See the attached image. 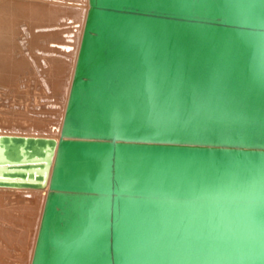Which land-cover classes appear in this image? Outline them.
Segmentation results:
<instances>
[{"label":"water","instance_id":"1","mask_svg":"<svg viewBox=\"0 0 264 264\" xmlns=\"http://www.w3.org/2000/svg\"><path fill=\"white\" fill-rule=\"evenodd\" d=\"M56 146L31 264H264V0H89L59 142L0 137V183Z\"/></svg>","mask_w":264,"mask_h":264},{"label":"rangeland","instance_id":"2","mask_svg":"<svg viewBox=\"0 0 264 264\" xmlns=\"http://www.w3.org/2000/svg\"><path fill=\"white\" fill-rule=\"evenodd\" d=\"M47 1L48 0L45 2ZM52 1L53 0H49L48 2L52 3ZM57 1L61 0H55L53 2L63 5L66 2L62 0V2L58 3ZM45 2L36 3L31 0H0V3H5V6L11 11L16 5L21 4L35 8L37 13L33 12V15H35L34 18L36 22H38L37 19L43 12H49L54 8ZM66 3L68 9H65L66 12H63L66 16L68 15V17L73 16V14H75L74 6L68 7L72 4V1ZM68 3L70 4L68 5ZM67 11L69 12L68 14ZM60 14L62 15L63 13L60 12ZM35 20L28 19L27 17L22 24L23 26L20 28V30L23 31H20L21 33L17 38L18 41L20 37L22 38L20 43L23 44L24 49H27L26 53H24V50L18 51L17 49L10 51L0 50L1 55H9L10 57L24 56L25 58H22L27 59V62L20 60L23 61L22 66L23 69H27L26 71L22 70V68L20 70L19 68L18 70L23 72L19 73L18 70L16 74L13 72L16 70L9 72V74L6 72L3 74L1 72L4 76L0 73V77L3 79L0 81V134L14 133L19 135L57 137L59 135L58 132H60L59 128L67 97V91L65 94L64 90L72 74L73 53L67 56L68 59L65 56L64 59L60 58V48H58L59 46L54 42H61L63 36H66V33L63 32L68 30V26H65V18H61L57 20L58 23L56 21H54L55 23L42 22V24L49 25L52 23L61 24V27L56 26L47 29L35 28L38 26V24L34 22ZM39 25H41V23H39ZM32 28H34V30ZM55 28L60 32L59 35H63L62 38L60 37L57 39L59 35L52 36L54 40L49 38V34L50 36L54 33L58 34L57 31L54 30ZM49 30H51L52 33L51 31L48 32ZM38 31L44 36H46V33L48 34L46 38H39L37 41L33 42V45H30V33L35 32L36 34L32 35H40V33L37 34ZM45 31L46 33H44ZM26 33H28V35H24L23 37V34ZM51 39L53 42H49L52 41ZM47 40L48 42L44 43V41ZM29 62L31 64H29ZM11 74L14 75L12 76ZM9 75H11L10 77L12 78L14 77L15 80L12 78L13 81L10 80V77L8 78ZM57 80L59 84H61L60 87H62L61 94H55L53 90V85L55 83L57 84ZM2 192H0V264H30L33 245L35 243L37 228L41 217L42 198L40 196L36 198L37 195L34 196L27 192ZM3 232L4 234L6 232L9 233L8 235L7 233L6 235H2L1 233Z\"/></svg>","mask_w":264,"mask_h":264},{"label":"bare ground","instance_id":"3","mask_svg":"<svg viewBox=\"0 0 264 264\" xmlns=\"http://www.w3.org/2000/svg\"><path fill=\"white\" fill-rule=\"evenodd\" d=\"M31 1L36 2V3H41V2H45L46 0H31ZM48 1L45 2V3L48 4V5H51L54 8H52L49 12H47V11L43 12L41 14V16L37 19L38 22H36V20L34 18L35 15H33V12L37 13V10L35 8H31V6H25V5L21 4V5H16L11 11L5 6V3H0V50H8V51H10V50H13V49H17L18 51L24 50V53H26L27 49H24L23 48V44L20 43L22 38L20 37L19 41H18L17 38H18V36L21 33L20 31H23V30H20V28L23 26L22 24L24 23V20L27 19V17H28V19L30 18L32 20H35L34 22H36L38 24V26H36L35 28H42V29H47L49 27L52 28V27H56V26L57 27H59V26L61 27V24H53L52 23V24L49 25V24H42V22L45 21L46 23H48V22L56 21L58 23V21H57L58 19L65 18V23H66L65 26H68V30L64 31L63 33H66V36L64 37L62 35L63 39L61 40V42H54V43H56L59 46L58 48H60L59 49V54L61 56L60 58L64 59L65 57L69 56V54L73 53L72 74H71V77H70V80H69L68 83L66 81H64L65 83H67V85L65 86V90H64L65 94H66V91H67V97H66V101H65V104H64L63 116H62L61 124H60V128H59V130L61 132V127H62L63 119H64V116H65V111H66V107H67V102H68V98H69V93H70V89H71L72 80H73L75 65H76L77 56H78V52H79V47H80V43H81L83 31H84V26H85V22H86V18H87V13H88V10H89V0H63V1H66V2H69V1L71 2L72 1V4L68 3V5L69 4L71 5V6L69 5L68 7H73L74 6L73 8L75 9V14H73V16H69V17H68V15L66 16L65 13L63 12V11L66 12L65 9H68L66 2L63 5V4H55L56 2H53L55 0H53L52 3H50L51 1L50 2H48ZM57 2L58 3L62 2V0L61 1H57ZM60 12L63 13L64 15L63 14L61 15ZM68 13L69 12L67 11V14ZM39 23H41V25H39ZM62 25H63V23H62ZM70 25H71V27H70ZM32 29L34 30V28H32ZM65 29H67V28H65ZM54 30H56V28ZM26 31H27V29H26ZM50 31L51 30H49L48 32H50ZM56 31H57L58 34L54 33V34H51V36L49 34L48 35L49 38L53 39L54 36H58L60 32H58V30H56ZM56 31H53V32H56ZM39 33H40V35H32V34H36L35 32L34 33H30V35H31L30 45H33V42L37 41L39 38H42V37L46 38V36L48 34V33H46V31L44 32V33H46V36H44L43 34H41L40 31H38L37 34H39ZM51 33H52V31H51ZM24 35L27 36L28 33L23 34V37H24ZM62 36L60 34L59 37H57V39L60 38V37L62 38ZM49 38H47V39H49ZM53 40L49 41V42H53ZM45 42H48V40L44 41V43ZM22 57H24V56H22ZM22 57H10L9 55H1L0 54V73L2 72L4 74L6 72V73L9 74V72H12L13 70H16V71H13L16 74V72H17V70L19 68H20V70L22 68V70L26 71L27 69H25V68L23 69V66H22L23 65V61H20V60H24L25 62H27V59H23ZM67 59H68V57H67ZM19 62H20V64H19ZM29 64H31V63L29 62ZM24 67H25V65H24ZM20 70H18L19 73L23 72V71H20ZM56 71H57V68H56ZM11 75H9L8 78ZM11 78L12 77H10V80H12V79L15 80L14 77L12 79ZM2 80L3 79L1 78L0 81H2ZM62 83H63V81H62ZM57 84H59V81L57 82ZM57 84L55 83L53 85V90H54L55 94H61V92H62V87H60L61 84H59V85H57ZM20 122L24 123L23 121H20ZM4 123H5V120H4ZM27 124L30 125L29 123H27ZM60 132H58L59 135L57 137L37 136V135H19V134H14V133L0 134V137L9 136V137H24V138H46V139H53L56 142H59ZM56 151H57V146L54 149V156L53 157L47 151L46 154H43V157H44L43 159H38V160L37 159H33L32 160L34 163H44V164L43 165H35V166H33L35 169H33V175H31V177H30L31 180L30 181L37 182V180H42V181H44L43 184H38V185L37 184H35V185L29 184V185L25 186L23 184H16V185L6 184V185H2V183H0V192H2V191L3 192L5 191L7 193L8 192H16V193L27 192V193H30L31 195H34V196L37 195L36 198H38V196H40L42 198V209H41L40 216L42 217L44 203H45V199H46V196H47V193H48V186H49L50 176H51V172H52V165L48 164L46 159L49 158L51 161H54V158H55V155H56ZM22 161L26 162L27 159L22 158ZM8 163H9V161L4 157V150H3L2 147H0V181L22 182L23 181L22 178H18L17 177L15 180H10V179H8L7 177H5L3 175V173L5 171L12 170V169H10V167H7V168L3 167V166H5ZM38 174H42L43 178L42 177H38ZM25 179L28 180V176H26ZM41 217H40V220H39V226H40V222H41ZM39 226L37 228V235H36V238H35V243L33 245V251H32V257L31 258H33V253H34L35 244H36V240H37V236H38ZM6 233L4 234V232H3L1 234L2 235H6ZM8 233H7V235H8Z\"/></svg>","mask_w":264,"mask_h":264}]
</instances>
